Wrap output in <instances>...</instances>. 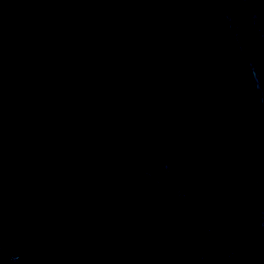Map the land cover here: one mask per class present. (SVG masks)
Returning a JSON list of instances; mask_svg holds the SVG:
<instances>
[{"label":"water","instance_id":"obj_1","mask_svg":"<svg viewBox=\"0 0 264 264\" xmlns=\"http://www.w3.org/2000/svg\"><path fill=\"white\" fill-rule=\"evenodd\" d=\"M0 264H264V0H0Z\"/></svg>","mask_w":264,"mask_h":264}]
</instances>
